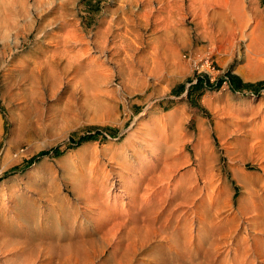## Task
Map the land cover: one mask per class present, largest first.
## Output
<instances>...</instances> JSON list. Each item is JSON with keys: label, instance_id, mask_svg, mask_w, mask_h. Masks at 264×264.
I'll list each match as a JSON object with an SVG mask.
<instances>
[{"label": "rangeland", "instance_id": "rangeland-1", "mask_svg": "<svg viewBox=\"0 0 264 264\" xmlns=\"http://www.w3.org/2000/svg\"><path fill=\"white\" fill-rule=\"evenodd\" d=\"M22 1L0 0V264H114L141 217H115L130 194L95 208L133 148L156 172L179 153L170 189L220 237L211 264L248 245L264 264V0Z\"/></svg>", "mask_w": 264, "mask_h": 264}, {"label": "bare ground", "instance_id": "bare-ground-1", "mask_svg": "<svg viewBox=\"0 0 264 264\" xmlns=\"http://www.w3.org/2000/svg\"><path fill=\"white\" fill-rule=\"evenodd\" d=\"M21 1L22 0H20V2ZM209 3H210V1H209ZM225 3H227V2H225ZM225 3L222 6L227 7L228 3H227V6ZM206 4H207V0L203 1L200 6H204ZM21 5H25V3L22 1ZM206 8H208V6H206ZM156 130H158V129H156ZM161 134H163V133H161V131H160L158 134V137L154 136L153 139L156 141H162V140H159V139H161L160 138ZM147 142H149V141H147ZM140 143L142 144V142H140ZM156 143H158V142H156ZM143 146L147 147L148 145H143ZM175 147L176 146H174V148H172L170 150L175 149ZM147 149H149L150 155L153 156V154H152V153H154L153 150H151L150 148H147ZM133 150H135L134 151L135 153L131 154V157L136 159L135 162H137V167L135 165L133 166V163L131 165L127 164V166H125L126 167L125 169L127 170V175H129V177L125 179L124 177L120 178V176H118V178H117L118 182H121V181L123 182V188L124 189L122 188V189L115 190V188H117V186L112 181L111 184H109L110 187L108 186L109 187L108 191L106 192L105 195H103L106 197H104V199L102 201L97 203V206L95 208V209L101 208V210H102V207H105V208L111 207L109 204L110 201L108 202L109 197L113 198V200L115 201V200H118V198L121 196L119 194H121V193H122L123 197H127L128 199H129V194H130V196H132L130 198V200L133 201V203L130 205V207H128V208H130V211L125 212L123 210V203L124 202H123V199L121 198L118 202V206L121 207V208H119L120 210H116V209H118V207L114 206V209L117 212L115 217L118 219L119 217H121L122 214H124L126 216L127 221H129V222L133 219V217H138V216L141 217L140 218L141 223L137 224L133 227L137 231V234H136L137 238L134 237L135 240L132 242H129L126 245L124 254L119 253L120 249L119 250L117 249V251L114 253V260H113L114 264H130L132 259L134 258L133 254L138 249H141V248L144 249L146 247L145 246L146 243H151L153 241V239L156 237H159L160 239L158 240V242L162 243V245L164 244L166 247H163L165 249L157 248L156 251L159 252V255H157V254L152 255L151 260H149L150 264H211L212 262H211L210 258L212 256L217 255V253L215 254L214 250L219 248L218 247V239L220 237L217 236L218 239L217 238L212 239L211 231H209V230H208L209 236L207 235V230L203 226H207L208 222L205 221L204 217L202 218V225L198 226L199 228L195 230L194 226H192V224L195 222V217L197 216V210L194 209V207H193L194 206L193 205L194 197L189 195V193L188 194L185 193V194L180 195V192L179 193L176 192V189L175 190L170 189V178H171V176H173L172 172H175L178 168L174 167L173 165L170 166L167 161L169 159H173L175 157L177 159V156L179 155V153L176 155H172V154H170L168 156L166 155L165 158H167V159H164L165 161H163L164 162L163 168L162 169L160 168L161 170L156 172V169H155L156 167H153L154 165L152 166L153 168L151 170L147 169L148 166L150 167V165H148V164L151 160H148L145 157L141 158L140 161L137 160V155L139 154V152L135 148H133ZM257 154H258L257 156L264 158V149L260 148L259 151L257 150ZM158 159H159V157H158ZM178 160H180V159H178ZM181 162H184V161H181ZM184 163H188V160L185 161ZM173 164H175V163H173ZM156 166H157V164H156ZM128 170H132V171L128 172ZM134 171H135V173L136 172L138 173V175L136 174L137 176H135V173L134 174L132 173ZM150 173L152 175L150 177H148L150 175ZM176 183H178V182H176ZM100 188H101V186H100ZM106 189L105 188H104V190L102 189L99 192V195H102V193H105ZM111 189H112V194H110ZM176 193H178L177 196H176ZM167 198L170 199L169 201H172L171 205H170L171 202L169 203ZM176 199H178L179 202H176V204H173V201L175 203ZM137 200H139L138 203H136ZM209 201H210V199H208L207 202H209ZM113 204H114V202H113ZM126 206H128V205H126ZM147 208H148V210H147ZM111 211H112V209H111ZM163 212H165V213L163 214ZM203 212H204V210H203ZM107 213H110V212L107 211ZM103 215L105 216L106 214H102L101 217H104ZM203 215H205V214H203ZM157 216L162 217V220L160 222H158L159 220L157 219ZM111 217H109V218H111ZM104 219H105V217H104ZM107 219H108V217H107ZM124 220H125V218H124ZM127 221L125 220V223ZM113 222H116V221L114 220ZM103 223L105 224L104 221H103ZM119 223H122V222H119ZM204 224H206V225H204ZM107 225H109V224H107ZM122 225H123V223H122ZM102 226H104V225H102ZM100 227L101 226H99V228ZM107 228H111V225H110V227H107ZM133 228L131 226V230H133ZM201 231H202L201 236H198V233H200ZM203 231H204V233H203ZM181 236H182V238H181L182 240H180ZM100 237H102V236H100ZM221 237H223V236H221ZM192 239H193V241L196 239L198 240L197 248L195 247V245H194L195 243H193ZM152 243H154V242H152ZM246 243H247V241H246ZM228 244H229V242H228ZM224 245H226V244H224ZM71 248H72V246H71ZM256 248H254L250 245L244 246L241 249L237 248L238 250L235 249V252L233 251L234 257L232 256L233 258L230 259V261L227 260L226 256H225V260H223L224 258L223 259L219 258V259L223 260L224 263H226V261H228V264H251L252 260L250 263H246V259H248V257H250L251 253L255 254L257 256L254 258H258V256L261 255L262 249H256ZM195 249H197V251H195ZM73 250H74V248H73ZM156 251H155V253H156ZM229 253H230V250H228V248H227V252L225 255L228 256ZM213 258H215V257H213ZM259 259H260V257H259ZM219 263H222V262L219 261Z\"/></svg>", "mask_w": 264, "mask_h": 264}, {"label": "trees", "instance_id": "trees-1", "mask_svg": "<svg viewBox=\"0 0 264 264\" xmlns=\"http://www.w3.org/2000/svg\"><path fill=\"white\" fill-rule=\"evenodd\" d=\"M84 139V136H80L77 138V140H75V144H78L80 141H82ZM46 151H42L40 153H38L35 156L30 157L29 161H33L35 159H37L38 157H40L42 154H44Z\"/></svg>", "mask_w": 264, "mask_h": 264}, {"label": "built area", "instance_id": "built-area-1", "mask_svg": "<svg viewBox=\"0 0 264 264\" xmlns=\"http://www.w3.org/2000/svg\"><path fill=\"white\" fill-rule=\"evenodd\" d=\"M204 63H205V64L207 63V60H206V59L204 60Z\"/></svg>", "mask_w": 264, "mask_h": 264}]
</instances>
